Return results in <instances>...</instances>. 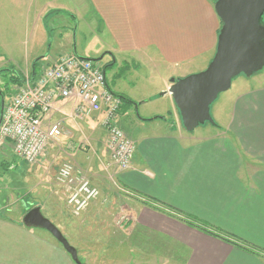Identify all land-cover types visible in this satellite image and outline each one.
<instances>
[{
    "label": "crops",
    "instance_id": "obj_1",
    "mask_svg": "<svg viewBox=\"0 0 264 264\" xmlns=\"http://www.w3.org/2000/svg\"><path fill=\"white\" fill-rule=\"evenodd\" d=\"M213 6V0H0V73L11 68L23 79L37 73L39 62H53L54 52L82 57L76 32L56 23L67 16L78 27L92 13L110 54H146L154 67L163 66L164 92L171 78L202 71L212 59L221 28ZM232 95L221 110L211 109V123L190 132L169 93L151 100V109L140 102L135 110L142 115L127 123L135 143L131 165L110 169L124 189L125 213L96 200L78 215L68 204L48 206L47 218L70 245L107 247L110 264H264V83ZM2 103L0 90V109ZM68 107L55 102L48 121ZM164 115L172 119L154 118ZM95 129L89 134L96 138ZM4 151L11 153V145ZM0 264L76 263L44 228L0 214Z\"/></svg>",
    "mask_w": 264,
    "mask_h": 264
},
{
    "label": "rangeland",
    "instance_id": "obj_2",
    "mask_svg": "<svg viewBox=\"0 0 264 264\" xmlns=\"http://www.w3.org/2000/svg\"><path fill=\"white\" fill-rule=\"evenodd\" d=\"M213 1L215 3L216 0ZM83 19L80 20L79 26L77 27V21L73 22L67 16L62 17L59 23H56V26H62V24L65 25L68 22L70 33L72 31L77 34L75 39L78 40V54L84 58L94 59L100 62L105 71L106 80L109 86L114 89V92L117 90L115 92L116 94L129 97L137 103L136 106L140 102H144L147 105L143 108L151 109L155 107L156 101L151 100L157 98L161 93L159 89L163 84L161 79L164 73L163 66L154 67L150 64L154 59L151 55H149L151 56V59H149L150 57L146 56V54L145 56L142 54L143 58L138 57V59L136 58L137 60L126 53L113 54V56L109 52L108 38L106 35L95 31V20L92 13H88ZM260 24L264 26V12L260 17ZM66 53L70 52H54L51 57H54L53 60H55L59 55ZM208 60L207 58L204 59V62L202 61L199 66L204 67ZM48 61L49 59L39 62L38 69L53 63ZM11 71L13 72V70ZM5 72L0 73V90L3 98L0 115L4 103L15 94V91L10 87L16 84H12L10 74L4 76ZM2 77L3 80H1ZM28 77L29 75L24 77V79ZM261 83H264V67L250 75L241 74L235 77L232 80V88L218 95L217 99L210 105V111L212 108L213 110H221L226 105L225 102L230 99L229 96H233L232 94H236L242 90L254 89L261 85ZM62 102L64 107L69 106L67 111H71V103L66 101ZM141 110L142 108L136 111L131 107L125 109V111L119 110L118 112L116 118L117 125L130 138L129 128L131 126L130 123L128 124L129 126L127 123L133 119L135 114L138 117L139 115L141 116ZM64 113L56 120L62 118ZM71 117V115L64 117V127L67 134L63 136L60 145L50 146L45 156L37 162H25L23 159L18 158L13 151L11 153L4 151L6 155H3L1 154L3 148L0 150V214L23 219L26 213V207L29 209L39 207L40 211L42 207L43 212L41 213L47 218L44 212L46 207H58L59 210L61 206H67L68 202L65 189L57 180L59 168L63 164H71L81 170L89 180L90 185L97 188L99 196L97 201L95 200L96 204H104L105 208H114L118 211V215L121 216L125 213V201L122 196L124 189L116 180L113 174L114 171L112 172L110 170L113 167L107 165L108 152L105 145L107 133L100 124L102 114H96L95 116L78 120L76 118L72 119ZM159 118L166 120L172 119L170 115L160 116ZM53 121L55 120H51V122ZM82 121L87 122L81 123ZM95 126V130L101 132L97 134L96 138L94 134H89V131ZM104 153L107 154V158H105ZM114 170L117 169L114 168ZM93 178L97 180L94 181ZM121 207L123 208L121 209ZM68 213L72 216V219H70L72 222L73 217H76L75 213L73 212L72 215L71 210ZM68 213H65V215H68ZM78 214L76 213V215ZM86 232L88 235L92 234L90 230ZM71 233L77 234V229L72 230L71 228ZM71 245L80 253V255H77V258L81 264H110L109 254L106 251L107 247L94 244L83 245L80 242Z\"/></svg>",
    "mask_w": 264,
    "mask_h": 264
},
{
    "label": "built area",
    "instance_id": "obj_3",
    "mask_svg": "<svg viewBox=\"0 0 264 264\" xmlns=\"http://www.w3.org/2000/svg\"><path fill=\"white\" fill-rule=\"evenodd\" d=\"M57 101L71 103V111L53 122L48 121ZM121 99L106 83L99 61L66 53L35 75L25 78L3 105L0 115V150L11 145L13 153L25 162H37L50 146L60 145L67 134L65 116L83 119L102 114L100 124L106 130L108 166L117 170L130 167L135 143L117 125ZM65 189L68 205L75 213L97 200L99 192L86 176L71 164H63L57 175Z\"/></svg>",
    "mask_w": 264,
    "mask_h": 264
},
{
    "label": "water",
    "instance_id": "obj_4",
    "mask_svg": "<svg viewBox=\"0 0 264 264\" xmlns=\"http://www.w3.org/2000/svg\"><path fill=\"white\" fill-rule=\"evenodd\" d=\"M213 8L221 28L212 59L202 71L171 78L168 89L160 93V96L171 95L182 126L188 132L213 121L210 105L220 93L230 88L233 78L241 74L250 75L264 67V26L260 24L264 0H216ZM22 222L47 230L72 260L80 264L76 249L43 216L39 207L28 209Z\"/></svg>",
    "mask_w": 264,
    "mask_h": 264
},
{
    "label": "trees",
    "instance_id": "obj_5",
    "mask_svg": "<svg viewBox=\"0 0 264 264\" xmlns=\"http://www.w3.org/2000/svg\"><path fill=\"white\" fill-rule=\"evenodd\" d=\"M109 65H111V64H109ZM8 72L10 74V80L13 82V84H16V85H21L22 84V82L24 81V78L22 79V77L18 76L16 74L17 72H15V71H13L14 72V74H13L11 69L8 70ZM116 95L121 99V105H120L119 110L125 111V109L131 108V107L135 110L137 103H135L133 100H131L129 97H127L125 95H122V94H116ZM155 118H159V117H155ZM187 224H189L191 226H195V227H197V228H199V229H201V230H203V231H205V232H207V233H209L211 235H214L216 237L222 238L223 240L230 241L228 239L230 237L228 234L226 235V234H223L222 232H217V231H214V230H211V229H207L203 225L195 224V221L187 220Z\"/></svg>",
    "mask_w": 264,
    "mask_h": 264
}]
</instances>
